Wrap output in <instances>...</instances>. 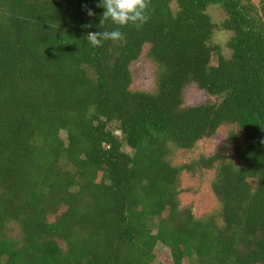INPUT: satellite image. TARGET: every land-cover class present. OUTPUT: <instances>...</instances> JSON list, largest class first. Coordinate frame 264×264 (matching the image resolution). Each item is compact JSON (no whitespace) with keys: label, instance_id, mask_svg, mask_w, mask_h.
I'll use <instances>...</instances> for the list:
<instances>
[{"label":"trees","instance_id":"1","mask_svg":"<svg viewBox=\"0 0 264 264\" xmlns=\"http://www.w3.org/2000/svg\"><path fill=\"white\" fill-rule=\"evenodd\" d=\"M99 3L0 0V264H154L159 243L174 264H264V0H148L139 28L100 25ZM145 53L154 91L132 88ZM192 84L216 99L186 105ZM228 125L238 161L172 162ZM211 170L220 209L199 218L182 175Z\"/></svg>","mask_w":264,"mask_h":264},{"label":"rangeland","instance_id":"2","mask_svg":"<svg viewBox=\"0 0 264 264\" xmlns=\"http://www.w3.org/2000/svg\"><path fill=\"white\" fill-rule=\"evenodd\" d=\"M253 1L258 3L259 0ZM173 5L176 8V4L174 3ZM208 12L215 23H221L226 17L220 5H212ZM231 37V31L221 28L217 29L213 36V44L220 45L224 56L227 58L232 56V50L228 46ZM132 72L134 76L132 88L134 90L154 91L156 89V66L148 58L146 53L133 63ZM184 96L186 105H196L216 99L205 90L200 89L196 84L189 86L185 90ZM234 135L238 136L239 145L236 144V140L233 138ZM243 135V131L236 125L223 126L214 136L199 141L197 146L192 150L173 149L171 160L174 164L179 165L198 158L201 155L222 153L238 161L240 159L239 146L244 147L246 145V142L243 140ZM215 173V170H211L205 171L197 176H192L185 172L182 175V192L180 195L182 205H192L195 215L199 218L218 212L220 209L219 201L212 189ZM55 218V215L50 216L51 220ZM17 232L18 227H15V233ZM155 253L156 261L154 264H174L171 250L164 244L159 243L155 249Z\"/></svg>","mask_w":264,"mask_h":264},{"label":"clouds","instance_id":"3","mask_svg":"<svg viewBox=\"0 0 264 264\" xmlns=\"http://www.w3.org/2000/svg\"><path fill=\"white\" fill-rule=\"evenodd\" d=\"M98 6L104 9L100 25L110 21L117 26L133 24L139 28L147 20L148 0H100ZM87 11L88 15H95L91 9ZM86 36L93 47H100L106 40H121L123 34L117 28L112 31L89 32Z\"/></svg>","mask_w":264,"mask_h":264},{"label":"water","instance_id":"4","mask_svg":"<svg viewBox=\"0 0 264 264\" xmlns=\"http://www.w3.org/2000/svg\"><path fill=\"white\" fill-rule=\"evenodd\" d=\"M118 134H121V131H117Z\"/></svg>","mask_w":264,"mask_h":264}]
</instances>
